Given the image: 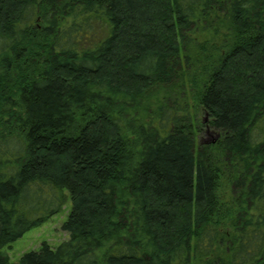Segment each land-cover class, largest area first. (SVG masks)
Returning <instances> with one entry per match:
<instances>
[{
    "label": "trees",
    "instance_id": "1",
    "mask_svg": "<svg viewBox=\"0 0 264 264\" xmlns=\"http://www.w3.org/2000/svg\"><path fill=\"white\" fill-rule=\"evenodd\" d=\"M0 264H264V0H0Z\"/></svg>",
    "mask_w": 264,
    "mask_h": 264
},
{
    "label": "rangeland",
    "instance_id": "2",
    "mask_svg": "<svg viewBox=\"0 0 264 264\" xmlns=\"http://www.w3.org/2000/svg\"><path fill=\"white\" fill-rule=\"evenodd\" d=\"M221 35L222 33L219 32L217 36L212 37L209 31L205 30L203 32L199 30L195 32L193 38L195 37L196 43L203 42L205 38H209L210 43H214L221 40ZM185 95L186 97L182 99V102L179 105L181 106V110L179 112L181 115L188 114L189 117H191L192 128H194L196 149L200 144L214 143L216 141V131L209 127L208 117L204 114L200 105H198L194 95L189 92L187 84ZM224 193L226 195H230L229 188L226 189ZM70 206L71 201L68 198L56 214L49 217L43 223L36 225V227L26 230L20 237L15 239L8 246H5L4 250L6 251L8 258L12 262H15L23 253H26V251L37 250L40 247L39 245L43 242L52 247H56L60 242L67 240L69 238V234L62 230L61 225L67 217Z\"/></svg>",
    "mask_w": 264,
    "mask_h": 264
},
{
    "label": "water",
    "instance_id": "3",
    "mask_svg": "<svg viewBox=\"0 0 264 264\" xmlns=\"http://www.w3.org/2000/svg\"><path fill=\"white\" fill-rule=\"evenodd\" d=\"M218 136H219V133L218 132H216V135H215V138L217 139L218 138ZM215 141V140H214ZM213 141V142H214Z\"/></svg>",
    "mask_w": 264,
    "mask_h": 264
}]
</instances>
